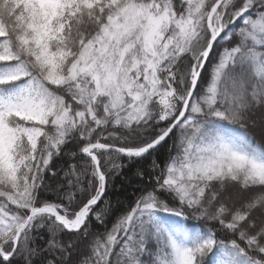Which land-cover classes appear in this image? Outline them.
Instances as JSON below:
<instances>
[{
	"label": "snow or ice",
	"instance_id": "obj_1",
	"mask_svg": "<svg viewBox=\"0 0 264 264\" xmlns=\"http://www.w3.org/2000/svg\"><path fill=\"white\" fill-rule=\"evenodd\" d=\"M0 264H264V0H0Z\"/></svg>",
	"mask_w": 264,
	"mask_h": 264
},
{
	"label": "trees",
	"instance_id": "obj_2",
	"mask_svg": "<svg viewBox=\"0 0 264 264\" xmlns=\"http://www.w3.org/2000/svg\"><path fill=\"white\" fill-rule=\"evenodd\" d=\"M59 163V162H58ZM100 231H102L103 229H99Z\"/></svg>",
	"mask_w": 264,
	"mask_h": 264
}]
</instances>
